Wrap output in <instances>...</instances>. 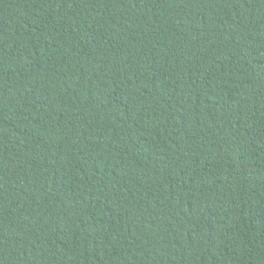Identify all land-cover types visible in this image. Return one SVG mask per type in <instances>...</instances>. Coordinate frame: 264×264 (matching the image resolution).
<instances>
[{
	"label": "trees",
	"instance_id": "trees-1",
	"mask_svg": "<svg viewBox=\"0 0 264 264\" xmlns=\"http://www.w3.org/2000/svg\"><path fill=\"white\" fill-rule=\"evenodd\" d=\"M0 264H264V0H0Z\"/></svg>",
	"mask_w": 264,
	"mask_h": 264
}]
</instances>
